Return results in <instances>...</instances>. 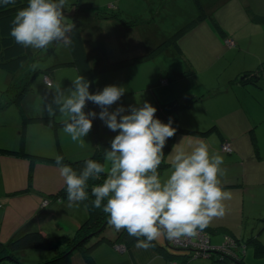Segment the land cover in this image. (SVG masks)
Instances as JSON below:
<instances>
[{
    "label": "clouds",
    "instance_id": "9594fccd",
    "mask_svg": "<svg viewBox=\"0 0 264 264\" xmlns=\"http://www.w3.org/2000/svg\"><path fill=\"white\" fill-rule=\"evenodd\" d=\"M14 2L2 0L4 5ZM65 5L66 0H28L27 6L15 15L10 35L16 43L34 49L70 43L69 33L75 24L68 22ZM89 89L90 83L78 77L69 94L58 89L47 105L50 117L59 112L65 118L63 132L80 146L97 116L95 111H84L88 102L98 105L102 109L99 118L111 131L118 132L105 151L104 163L88 159L78 173L63 163L62 156L56 157L70 206L87 200L88 182L106 174L101 184L91 188L93 206L103 205L109 224L118 231L126 230L137 239L136 246L145 249L163 237L195 236L213 218L225 215V202L231 200L232 194L223 187L222 177L227 170L222 155L210 151L203 141L190 151L174 149L170 154L171 172L162 179L159 167L164 148L176 133L171 119L164 123L156 118L157 108L148 102L128 109L120 106L110 112L109 108L125 94V88L110 85L95 94ZM125 112L128 114L122 115Z\"/></svg>",
    "mask_w": 264,
    "mask_h": 264
},
{
    "label": "crops",
    "instance_id": "0c3cea01",
    "mask_svg": "<svg viewBox=\"0 0 264 264\" xmlns=\"http://www.w3.org/2000/svg\"><path fill=\"white\" fill-rule=\"evenodd\" d=\"M169 1L141 0L139 2L138 0H106L102 3L100 0H96V3L90 7L89 18L80 23L84 44L90 61L95 65L108 64L120 58H125L141 49L146 50L149 46L154 47L156 42H160L162 38L169 35L167 32L168 28L167 25L165 26L163 20L157 19L153 12L146 16L145 14L151 9V5L154 3L157 6L160 5L157 14L161 15L164 7H170L167 4ZM140 4H145L147 7L144 10V14H140L142 12L138 11ZM99 11L123 12L125 18L142 17L143 20L132 27H127L121 24L117 18L104 19L103 17H95V13ZM67 14L68 12H66ZM205 19L210 18L207 17ZM250 20L253 21V19ZM262 29L264 30V25ZM70 67L74 69L72 67L75 66ZM262 67L264 72V61L262 62ZM154 71L155 64L147 60L97 75L95 81L98 92L110 85L125 88V94L110 107L111 112H114L120 106L128 108L129 106L136 105L141 94L145 91H152V94L149 93L151 96L150 101H153V98L157 97V103L160 102V105L166 97H169V99L171 97L185 99L186 97L190 98L191 96L200 94V90H196L195 88H192L189 92L183 91L182 94H175L174 96L170 94L166 95L164 91H156L157 77H155ZM60 75L61 69L58 76ZM234 75L236 79H234L232 74L224 79L221 77H213L212 80L218 81L219 83H212L209 86L212 88V91H204L200 95L208 96L212 92H218L224 89L234 93L229 90V85L231 82H235L238 85L236 86L235 92L238 93V99L234 101L228 99L226 105L223 106L221 103L224 96L220 94L217 101H215L217 104L213 108L214 110H211V116L205 122L230 123L231 127L226 128V130L223 128V133L226 137L225 140H229L232 144L234 149L233 153H224L219 149L220 142L222 143L224 140H221L217 134H212L204 138L210 146L211 151L222 155L224 162L230 164L222 180L227 182L242 181L244 183L242 185L243 187L237 186L226 190L232 194V198L228 202V205L230 204V210L227 211L228 219L225 220L223 226H226L236 233V230L240 226H243L244 219L248 223L251 216L258 214L262 208L264 209V170L257 169V164L260 162L258 165H261L262 160L257 159L256 153L254 152L255 147L252 145L249 134L251 131L249 130L251 129L250 127H254L259 140V145L257 146L258 151L264 154V93L261 90V86H253L247 83V81L242 82V79H237L239 76L238 73ZM58 76L56 79L53 76L51 77L53 79V86L56 84ZM260 83L263 84L264 81H260ZM217 111L222 113V115H219ZM17 121V123H8L9 126H4L3 132L6 135L0 137V143L5 144H0V147L4 146V148L8 149H19L21 147L23 139L22 123L18 115ZM100 121L102 120L99 118ZM38 124L31 123L26 128L24 147L31 152L45 155L56 154L59 148L57 144L52 143L50 140L51 128L48 126L49 130L44 133L34 132L33 126ZM8 141L13 142V144H7ZM92 143H96L95 139L90 144ZM68 157L71 158L70 155ZM29 173L31 175L30 179ZM63 183L64 181L60 176L57 164L40 161L31 162L25 157L0 153V243L8 242L13 236L22 231L30 228L35 229L37 225L41 226V222L38 221L39 218L37 217L40 211H43V216H47L50 220V230L41 226L42 231H45H43L44 234L50 235L52 228H57V226L60 228V233H63L62 227H67L64 231L65 234L74 231L83 222L84 218H86L84 215L85 211L79 209L78 204L70 206L68 200L60 201L57 199H49L48 204L43 207L45 198L47 196L51 198L49 196L50 193L58 190ZM25 187L29 188L24 189ZM77 211H80L84 217L82 218L80 216L77 218ZM59 212L66 213L71 220L60 218ZM57 214L58 219L54 218ZM230 216L235 217V221L239 223L236 230L228 224V222H233V220L229 219ZM218 225L221 226V224ZM217 237L220 236L215 235L213 237L214 241ZM136 243L137 241L132 244L131 251H120L117 247L109 243H101L96 248L98 263L166 264L162 252H159L152 246L147 249L138 248ZM247 252L252 253L255 257L252 248H249ZM258 260L259 258L257 259L256 257L254 261L247 259L249 264H259ZM67 264H88V262L79 251H73L70 262Z\"/></svg>",
    "mask_w": 264,
    "mask_h": 264
},
{
    "label": "rangeland",
    "instance_id": "374dc122",
    "mask_svg": "<svg viewBox=\"0 0 264 264\" xmlns=\"http://www.w3.org/2000/svg\"><path fill=\"white\" fill-rule=\"evenodd\" d=\"M24 1L28 2V0ZM72 1L74 0H66V4ZM100 1L103 3L106 0ZM138 1L140 2L141 0ZM86 2H90L88 7H91L96 3V0H86ZM200 2L208 13V18L210 19L203 18L202 20H197L200 10L198 9V4L195 0H170L167 2L170 7H164L163 13L161 15L157 14V10L160 5L157 6L153 3L151 5V9H149L145 14L146 16L153 12L158 20H163L165 26L167 25V32L169 35H166L161 40H165L166 38L174 35H179L177 37L179 38L180 42L179 49H175L174 47L170 46L169 49L164 50V54L160 53L152 58L153 60L149 59L150 63L155 64L154 74L155 77H157L156 91H164L166 95L170 94L174 96L175 94H182L183 91L189 92L192 90V88H195L196 90H200L199 92L201 94L204 91H212V88L209 87L212 85V83H219L218 81H213V77H221L224 79L225 77L229 75L231 76L232 74L234 79H236L234 74H251L252 71H258L260 68H262V62L264 61V30L262 29L264 20L261 21V19L258 18L259 20L255 19L252 21L250 19H253V17L256 18L257 15L264 16V0H227L225 2L224 0H200ZM145 9H147L145 4H140L138 7V11L142 12L140 14H144ZM65 10L66 8H64L66 16ZM119 14L122 18L125 17L123 12ZM66 18L68 20L69 17L66 16ZM126 18L133 19L136 17ZM212 18L218 21L217 23L221 26L220 29L225 31L224 34H226V40H223L220 31L214 27ZM227 39H230L231 43H229ZM158 43L156 42L155 44L157 45ZM150 47L151 46H149L147 49ZM31 51L33 52L35 58L30 60L18 72L9 73L8 71L0 68V124H2L0 126V137L6 135L3 132L4 126H9L8 123L18 122L17 115L21 123H24V114L25 117H37L42 115L49 116L47 105L51 101L56 91L59 89L63 91L65 95L69 94L70 87L73 85V81L80 77L79 71L76 67H72L74 69H71L70 66L67 67L66 65H59V63L70 61L72 58L68 44L57 42L44 49L31 48ZM49 68H53V71L45 70ZM60 69L61 75L58 76ZM179 72L181 73V77L176 79L175 75ZM45 74H49L50 78L53 76L54 79H56L58 76V80L54 86L52 78V83L50 85L47 84L44 77ZM201 77L203 78L201 79ZM164 80H166V82H164ZM250 84L252 85L253 82ZM236 86L238 85L235 82H231L229 85V90L233 91L234 93L228 91L220 92L214 94L211 98L204 101L193 99L194 96L196 97L200 94H196L190 98L186 97L185 99H179L180 101L184 100L183 102L186 103L189 102V104L181 112V125L194 129H203L214 124L205 122L211 116V110H214L213 108L217 104L215 101H217L220 94L224 96L221 103L223 106L226 105V101L228 99H232L233 101L238 99V93H235ZM50 89L52 90L50 91ZM149 93L152 94V91H145L143 94H141L139 101L133 106L140 107L144 102L151 103L157 108V112L155 114L156 118L162 121V114L160 113L161 110L159 109L160 102L157 103V97H154L153 101H150L151 96ZM173 98L175 97H171L170 99ZM170 99L169 97H166L162 102L168 101ZM191 100H193V103L190 102ZM125 109L128 108L125 107ZM97 110L99 113L102 109L95 104L96 113ZM84 111L87 113V106L85 107ZM98 113L97 119L99 121ZM217 113L222 115V113H219L218 111ZM123 114L124 113H122V115ZM125 114H128V112H125ZM64 119L65 118L62 117L59 112H57L56 116H54V120L49 121V123H53L52 126L50 124H41L44 122H34L33 120L31 123H39L38 125L33 126L34 132L44 133L49 130V126L51 128V142L57 144L56 138L59 139L60 146L63 150V153L66 155H64L66 158H68V155H70L72 159H83L92 156L97 145V143L90 144L91 141H94L95 139L93 127L89 134L84 137L85 142L83 146H80L78 142H73L70 136L63 132V129H59L57 131L54 130V123L60 122ZM164 120L165 119H163V121ZM98 124L99 131L105 140H113V138L118 134V132L111 131L103 120ZM215 124H219L222 130L223 128L226 130V128L228 129L231 127L230 123L217 122ZM199 141L206 143L204 138L201 136L182 132L177 133L174 147L167 154L166 161L171 163L170 154L174 149L178 150L183 148L190 151L191 148L194 147ZM0 144L5 143L1 142ZM7 144L12 145L13 142L8 141ZM102 163H104V159ZM170 172L171 164L164 170L162 174H165L166 176L164 177L167 178ZM228 202L229 200L225 202V215L220 218H213L209 224L213 226L218 224L224 225L225 220L228 219L227 211L230 210V204L228 205ZM260 212H262V215H260ZM260 212L257 214V217L264 216L263 208ZM80 216H82V218L84 217L80 211H77V218ZM59 217L63 219H70V217L64 212H59ZM54 218L58 219V214ZM229 219L233 220V222H228V224L234 230H236L239 226V223L235 221L236 218L230 216ZM38 221L41 222L42 227L50 230V220L47 216L42 217ZM41 226L37 225L35 230L39 229L42 231ZM80 226L81 223L74 231L66 234H69L73 237L77 233V230H79ZM55 229H57V232ZM66 229L67 227H62L63 233L61 234H65L64 231ZM242 231L243 230L240 226L239 229L236 230V234L239 235ZM59 233V226H57V228L53 227L49 236L56 238ZM100 233H96V235H93L91 239L98 240L101 236ZM198 239L199 240L197 241L188 239L185 243V248L182 249H186L188 251L190 246L200 245L205 247V239L201 236H199ZM182 249L179 248V250ZM25 250H20L19 252L15 253L17 256H19L21 261L22 259L32 262L45 260L53 256L55 253V250H41L35 248ZM118 250L123 251L124 248L119 247ZM176 253L178 254V252ZM246 253V258L254 261L255 257L252 255V253ZM189 259L190 264H214V260H217V258L213 256L209 258L204 256H193ZM177 260L184 262V259L181 257H177ZM182 262L178 263L182 264ZM258 263L264 264V259H259ZM0 264H18V262L14 259H11L10 257H5L3 260H1ZM217 264L222 263L219 262Z\"/></svg>",
    "mask_w": 264,
    "mask_h": 264
},
{
    "label": "trees",
    "instance_id": "16d2710c",
    "mask_svg": "<svg viewBox=\"0 0 264 264\" xmlns=\"http://www.w3.org/2000/svg\"><path fill=\"white\" fill-rule=\"evenodd\" d=\"M198 4V9L200 10V14L197 17V20H202L203 18L209 17L205 8L203 7L200 0H195ZM90 2H86V0H74L66 4V12L68 14V22L74 23L75 28L71 33H69L70 43H67L69 49L72 54V58L70 61L59 63V65L66 66H75L78 71L80 77L83 76L86 81L90 83L89 91L93 94L98 92L95 77L97 75L104 74L109 72L110 70H115L123 67H127L139 62L147 61L149 59L154 58L156 55L163 53L165 49H169L170 46L175 49L180 48V42L178 36H171L159 42L156 46L150 47L147 50H140L136 53H133L125 58H120L118 60L112 61L108 64L95 65L90 61L88 56L84 39L82 35V30L80 23L85 19L89 18ZM28 2L24 0H15L14 3H9L8 5H4L2 0H0V68L8 71L9 73H16L21 70L30 60L34 59V54L31 51L30 47H24L21 44L15 42L14 38L10 35L11 29L13 27L12 21L17 14L18 10L26 7ZM70 8V9H68ZM68 9V10H67ZM95 17H103L104 19L117 18L121 24L127 27H132L136 25L139 21H142V17H136L133 19L122 18L119 12H111V11H99L95 13ZM214 18V17H213ZM212 18V19H213ZM264 20V16L257 15L256 18L253 17V20ZM213 25L223 38H225V31H223L221 26L217 23L215 19L212 20ZM228 40V39H227ZM49 71H53V68L45 69ZM50 76L49 74H47ZM176 79L181 77V73L175 75ZM175 79V80H176ZM237 79H242V82L247 81V83L253 82V86H261V90L264 93V83L261 84L260 81H264V72L263 67L258 71L254 70L251 74H243L239 75ZM166 82V80H164ZM226 92V89L212 92L211 95L208 96H197L194 97V100L204 101L207 98H211L214 94ZM180 101L178 98H173L168 101L162 102L159 109L162 114V122L168 123L171 119L172 126L176 128V133L173 137L169 138L166 142L164 148V158L159 167V172L161 178H164L165 174H162L164 170L171 164L166 161L167 154L173 149L177 133L182 132L186 134H194L197 136H201L206 138L212 134H217L221 140H224L222 143L220 142L219 149L224 153H233L234 149L229 140H225V135L223 130L221 129L219 124H214L203 128V129H194L181 125V112L183 109L189 104ZM191 100L190 102H192ZM193 103V102H192ZM87 113L95 111V104L92 102L87 103ZM24 123H22V145L19 149H8L4 147H0V153L5 154H13L21 157L28 158L31 162L40 161L45 163H53L56 164V157L62 156L63 163L71 166L78 173L85 167V162L88 159L96 160L100 163L103 162L105 157L106 149H110L112 140H105L99 131V121L97 116L93 118V129L95 132V141L97 143L95 147V152L92 156L83 158V159H72L70 157L66 158L65 154L62 151V148L59 143V139H57L58 152L56 154H41L37 152L28 151L24 147V138L25 131L31 121L34 122H44L45 124H50L52 126L53 123H49V121L54 120V116H37V117H25L24 114ZM163 119H165L163 121ZM64 120L60 122L54 123V130L57 131L60 128L64 127ZM251 142L253 147H255L254 152L256 153L257 159L262 160L261 165L257 164V169L264 170V154L263 152H259L257 146L258 138L255 132V128L249 129ZM228 146V148H226ZM211 151V148H210ZM65 155V156H64ZM226 170L230 167V164L224 162L223 165ZM33 174V173H32ZM31 175L29 173V179ZM106 178V174H102L100 180H90L89 187L87 189L89 193V198L85 201L79 202V209L86 212V215L81 223L79 230L72 237L69 234H61L53 237L48 234H44L43 231L39 229H28L26 231H22L19 234L13 236L8 242L0 243V262L5 257H10L18 262V264H67L70 262L71 253L73 251H79L83 257L86 259L88 264H99L98 256L96 254V248L103 242L109 243L117 249L120 247H124V251H131L132 244L137 241L135 237L130 236L126 230H116L113 226L109 224V217L106 213L103 212L101 208H95L93 206V201L95 199L91 194V188L95 185L101 184L103 180ZM223 181L224 190L232 189L237 186L243 187L244 183L242 181H234L227 182ZM29 187H25L24 189H28ZM43 201V207L48 204L49 199L51 200H60L66 201L67 199V191L66 185H63L58 189L50 193ZM106 203V201L104 202ZM43 211H40L38 214V218L41 219L44 217ZM84 213V212H83ZM262 215V214H260ZM259 216V215H258ZM251 222V225H250ZM253 223V224H252ZM241 229L243 230L241 234L237 235L232 230L228 229L226 226H213L209 224L205 229L199 230L195 236H184L180 238H188L193 241H197L199 236H202L207 240V248L204 250L199 246H190V249L187 251L186 249L179 250L178 248L173 249V244L171 243V239L167 237L161 238L159 241H153L152 247H154L159 252H162L165 263L166 264H179L178 262H182L177 260V257H181L184 259L182 264H190V259L193 256L195 257H215L217 260H214V264L222 263V264H249L246 260L247 251L249 248H252L254 251L255 257L258 259H264V216L257 217L253 215L248 220L244 219V223L242 224ZM246 225V226H244ZM250 225V226H248ZM104 230V231H103ZM103 231V232H102ZM101 232V233H100ZM96 233H100V238L98 240H92L91 238ZM216 236H220L214 238ZM143 239V238H141ZM214 241V242H213ZM41 249V250H55L53 256L48 259L40 260L36 262L26 261L22 259L20 260L19 256L15 253L20 250L25 249ZM26 251V250H25ZM178 252V254L176 252ZM175 252V253H174ZM132 253V252H131ZM21 257V256H20Z\"/></svg>",
    "mask_w": 264,
    "mask_h": 264
},
{
    "label": "built area",
    "instance_id": "2783aa9c",
    "mask_svg": "<svg viewBox=\"0 0 264 264\" xmlns=\"http://www.w3.org/2000/svg\"><path fill=\"white\" fill-rule=\"evenodd\" d=\"M227 41L229 43H231L230 39H228ZM45 80H46L47 84H49V85L52 83V80H51L50 76H48V75L45 76ZM226 148H228V146ZM187 240H188V238H174V239H171V243L173 244L174 247H179L180 249H182V248H185L184 246H185V243H186ZM205 241H206V246L205 247L199 245V247L203 248L204 250H206V248L208 246L206 239H205Z\"/></svg>",
    "mask_w": 264,
    "mask_h": 264
}]
</instances>
